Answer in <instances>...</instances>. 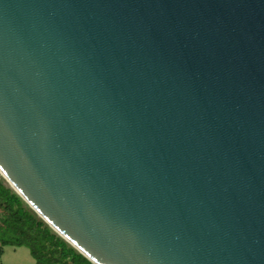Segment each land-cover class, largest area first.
Returning <instances> with one entry per match:
<instances>
[{"label": "water", "instance_id": "1", "mask_svg": "<svg viewBox=\"0 0 264 264\" xmlns=\"http://www.w3.org/2000/svg\"><path fill=\"white\" fill-rule=\"evenodd\" d=\"M0 173L93 264H264V0H0Z\"/></svg>", "mask_w": 264, "mask_h": 264}, {"label": "trees", "instance_id": "2", "mask_svg": "<svg viewBox=\"0 0 264 264\" xmlns=\"http://www.w3.org/2000/svg\"><path fill=\"white\" fill-rule=\"evenodd\" d=\"M0 211L4 213L0 228L3 226L5 229L0 232V248L3 245L26 246L37 264H56L59 259L64 264H93L52 234L42 220L24 209L20 196L2 184H0ZM11 237H14L13 240ZM44 240L50 242V251L46 249ZM46 252H49V255ZM52 254H56L59 259Z\"/></svg>", "mask_w": 264, "mask_h": 264}, {"label": "crops", "instance_id": "3", "mask_svg": "<svg viewBox=\"0 0 264 264\" xmlns=\"http://www.w3.org/2000/svg\"><path fill=\"white\" fill-rule=\"evenodd\" d=\"M0 264H37L26 246L3 245L0 248Z\"/></svg>", "mask_w": 264, "mask_h": 264}, {"label": "rangeland", "instance_id": "4", "mask_svg": "<svg viewBox=\"0 0 264 264\" xmlns=\"http://www.w3.org/2000/svg\"><path fill=\"white\" fill-rule=\"evenodd\" d=\"M0 184H2V185H4L5 187H7V188H9L12 192H15V190L11 187V185H10V183L1 175V173H0ZM16 193V192H15ZM17 194V193H16ZM18 195V194H17ZM21 198V197H20ZM21 200H22V205L24 206V209H26V210H28V211H30V212H32L34 215H35V217L37 218V219H40V220H42L47 226H48V228L50 229V232L52 233V234H55L56 236H58L60 239H62L66 244H67V246L68 247H70V248H72V249H74L75 251H77L68 241H66L59 233H57L52 227H50V225H48V223H46L43 219H42V217H40L39 215H38V213H36L27 203H26V201H24L22 198H21ZM4 217V213H1V211H0V222H1V220H2V218ZM1 224L2 223H0V226H1ZM5 229H4V227L2 226V228H0V232L1 231H4ZM11 233V232H10ZM13 238L14 237H11V240H13ZM45 241V244H46V249H48V251H50L49 249H50V242L48 241V240H44ZM78 252V251H77ZM46 254L47 255H49V252H46ZM56 254H57V252H56ZM56 254L54 255V254H52L53 255V257H56ZM57 258V257H56ZM57 259H59V258H57ZM69 261V260H68ZM58 263H56V264H64L62 261H60V259L57 261Z\"/></svg>", "mask_w": 264, "mask_h": 264}]
</instances>
